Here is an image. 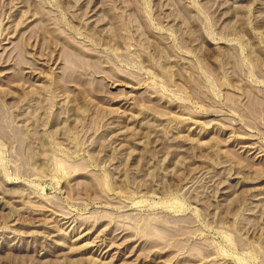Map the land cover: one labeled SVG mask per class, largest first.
Wrapping results in <instances>:
<instances>
[{
    "label": "rangeland",
    "instance_id": "374dc122",
    "mask_svg": "<svg viewBox=\"0 0 264 264\" xmlns=\"http://www.w3.org/2000/svg\"><path fill=\"white\" fill-rule=\"evenodd\" d=\"M0 264H264V0H0Z\"/></svg>",
    "mask_w": 264,
    "mask_h": 264
}]
</instances>
